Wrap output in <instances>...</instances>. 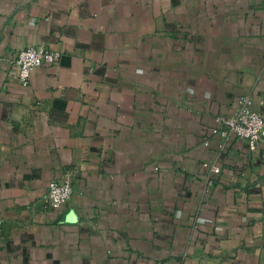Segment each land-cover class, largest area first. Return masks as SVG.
<instances>
[{
	"label": "crops",
	"instance_id": "obj_1",
	"mask_svg": "<svg viewBox=\"0 0 264 264\" xmlns=\"http://www.w3.org/2000/svg\"><path fill=\"white\" fill-rule=\"evenodd\" d=\"M28 45L61 56L25 86ZM243 95L264 0H0V264H264V141L215 131Z\"/></svg>",
	"mask_w": 264,
	"mask_h": 264
},
{
	"label": "built area",
	"instance_id": "obj_2",
	"mask_svg": "<svg viewBox=\"0 0 264 264\" xmlns=\"http://www.w3.org/2000/svg\"><path fill=\"white\" fill-rule=\"evenodd\" d=\"M60 56V51L46 45H28L19 49L13 59L18 68L17 79L25 86L29 85L36 67L54 63ZM215 120L218 125L215 131L225 140L232 136L244 139L252 151H256L264 141V115L254 105L251 95L241 96L229 116L218 115ZM211 168L216 173L221 171V167L217 164H212ZM72 176L68 173L63 178H53L49 181L47 196L53 207H60L71 199L74 193ZM1 225L2 219H0Z\"/></svg>",
	"mask_w": 264,
	"mask_h": 264
}]
</instances>
